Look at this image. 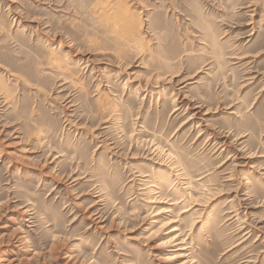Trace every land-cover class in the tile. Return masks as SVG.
<instances>
[{"label": "rangeland", "instance_id": "1", "mask_svg": "<svg viewBox=\"0 0 264 264\" xmlns=\"http://www.w3.org/2000/svg\"><path fill=\"white\" fill-rule=\"evenodd\" d=\"M0 264H264V0H0Z\"/></svg>", "mask_w": 264, "mask_h": 264}, {"label": "bare ground", "instance_id": "2", "mask_svg": "<svg viewBox=\"0 0 264 264\" xmlns=\"http://www.w3.org/2000/svg\"><path fill=\"white\" fill-rule=\"evenodd\" d=\"M174 230H176L175 228L174 229H172L171 231H174ZM186 249V247H183V248H181L180 250H185ZM178 256V255H177ZM179 256H181V255H179ZM174 258V257H173Z\"/></svg>", "mask_w": 264, "mask_h": 264}]
</instances>
